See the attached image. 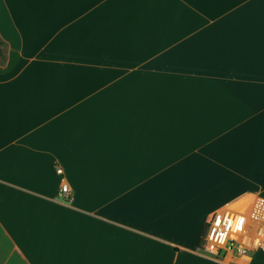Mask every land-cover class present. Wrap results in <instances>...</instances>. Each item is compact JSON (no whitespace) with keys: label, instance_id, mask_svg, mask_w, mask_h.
I'll return each mask as SVG.
<instances>
[{"label":"crops","instance_id":"obj_1","mask_svg":"<svg viewBox=\"0 0 264 264\" xmlns=\"http://www.w3.org/2000/svg\"><path fill=\"white\" fill-rule=\"evenodd\" d=\"M0 41V264H264L197 248L264 206V0H0Z\"/></svg>","mask_w":264,"mask_h":264},{"label":"built area","instance_id":"obj_2","mask_svg":"<svg viewBox=\"0 0 264 264\" xmlns=\"http://www.w3.org/2000/svg\"><path fill=\"white\" fill-rule=\"evenodd\" d=\"M61 175L62 169L56 168ZM67 184L61 185L63 197L68 194ZM219 221V222H217ZM239 225V227H238ZM264 248V206L252 202L245 209L227 208L211 214L205 225L203 249L222 259H245Z\"/></svg>","mask_w":264,"mask_h":264},{"label":"rangeland","instance_id":"obj_3","mask_svg":"<svg viewBox=\"0 0 264 264\" xmlns=\"http://www.w3.org/2000/svg\"><path fill=\"white\" fill-rule=\"evenodd\" d=\"M6 51H7V49H6L5 45L0 41V60L5 56ZM261 250L264 251V248ZM249 255H251V254H247V257H249ZM215 258L216 259H220V258L222 259V257L220 255H215ZM227 260L229 261V259H227Z\"/></svg>","mask_w":264,"mask_h":264},{"label":"trees","instance_id":"obj_4","mask_svg":"<svg viewBox=\"0 0 264 264\" xmlns=\"http://www.w3.org/2000/svg\"><path fill=\"white\" fill-rule=\"evenodd\" d=\"M204 233H205V229L203 230V232L201 234V237H200V239H199V241L197 243V248L200 249V250H204L203 249V237H204ZM258 251H260V250H258Z\"/></svg>","mask_w":264,"mask_h":264},{"label":"snow or ice","instance_id":"obj_5","mask_svg":"<svg viewBox=\"0 0 264 264\" xmlns=\"http://www.w3.org/2000/svg\"><path fill=\"white\" fill-rule=\"evenodd\" d=\"M217 222H219V221H217ZM238 227H239V225H238Z\"/></svg>","mask_w":264,"mask_h":264}]
</instances>
